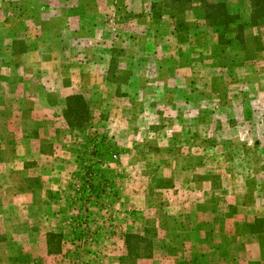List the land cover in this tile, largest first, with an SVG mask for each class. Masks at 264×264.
<instances>
[{
	"label": "rangeland",
	"instance_id": "obj_1",
	"mask_svg": "<svg viewBox=\"0 0 264 264\" xmlns=\"http://www.w3.org/2000/svg\"><path fill=\"white\" fill-rule=\"evenodd\" d=\"M208 1L238 24L199 0H0V264H264V19Z\"/></svg>",
	"mask_w": 264,
	"mask_h": 264
},
{
	"label": "trees",
	"instance_id": "obj_2",
	"mask_svg": "<svg viewBox=\"0 0 264 264\" xmlns=\"http://www.w3.org/2000/svg\"><path fill=\"white\" fill-rule=\"evenodd\" d=\"M197 0H166L165 5H173L174 10L177 12H183L184 10L191 9L193 3ZM201 7L205 9L206 21L215 28H224L226 32L230 27L237 25L239 17L230 13L226 3H211L208 0H199ZM252 7L251 26H257L258 23L264 19V0H250ZM166 8V7H165ZM169 8V7H168ZM243 30V26L239 27ZM72 103L81 104L82 119L89 118L88 114L90 109L82 97H72L68 100V108H71ZM78 124H83V121H79ZM126 247L128 250L129 259H151L154 252V243L148 238L140 235H127ZM57 239H61V236L56 234H50L48 238V244L54 245ZM60 243V242H59Z\"/></svg>",
	"mask_w": 264,
	"mask_h": 264
}]
</instances>
